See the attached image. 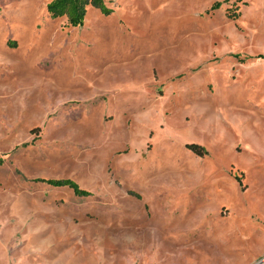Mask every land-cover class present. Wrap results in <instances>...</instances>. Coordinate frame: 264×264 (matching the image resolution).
<instances>
[{
    "label": "rangeland",
    "instance_id": "obj_1",
    "mask_svg": "<svg viewBox=\"0 0 264 264\" xmlns=\"http://www.w3.org/2000/svg\"><path fill=\"white\" fill-rule=\"evenodd\" d=\"M49 1L0 0V264H263L264 0Z\"/></svg>",
    "mask_w": 264,
    "mask_h": 264
},
{
    "label": "trees",
    "instance_id": "obj_2",
    "mask_svg": "<svg viewBox=\"0 0 264 264\" xmlns=\"http://www.w3.org/2000/svg\"><path fill=\"white\" fill-rule=\"evenodd\" d=\"M219 6L220 3H214L211 9H217ZM89 7L98 10L106 16L111 12L104 0H50L46 5V11L51 19L65 18L67 26L75 28L83 25ZM187 148L200 157L206 154V151L200 146L189 145ZM2 164L3 160L0 158V166ZM33 182L54 188H68L77 197L83 198L90 196L89 192L81 189L77 183L70 179H36Z\"/></svg>",
    "mask_w": 264,
    "mask_h": 264
},
{
    "label": "built area",
    "instance_id": "obj_3",
    "mask_svg": "<svg viewBox=\"0 0 264 264\" xmlns=\"http://www.w3.org/2000/svg\"><path fill=\"white\" fill-rule=\"evenodd\" d=\"M263 264H264V260H263V262H262Z\"/></svg>",
    "mask_w": 264,
    "mask_h": 264
}]
</instances>
